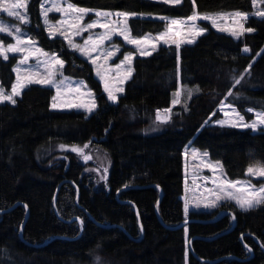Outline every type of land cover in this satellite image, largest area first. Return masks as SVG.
Listing matches in <instances>:
<instances>
[{"label": "trees", "instance_id": "trees-1", "mask_svg": "<svg viewBox=\"0 0 264 264\" xmlns=\"http://www.w3.org/2000/svg\"><path fill=\"white\" fill-rule=\"evenodd\" d=\"M67 1L158 16L130 18L136 37L163 31L168 21L162 17L253 12L252 0ZM39 7L40 0H30L27 29L62 57L66 75L87 80L99 106L90 115L53 110V89L39 85L27 87L15 105L0 103V264H92L96 257L101 264H264V205L247 211L229 205L237 224L225 234L230 217L207 222L218 213L192 211L186 226L189 239L196 237L195 254L186 226L177 227L185 220L182 154L190 141L220 161L232 180L245 179L251 164H264V130L206 125L220 116L224 99L247 120L254 115L247 109L264 112V17L249 16L246 28L253 31L239 39L208 26L194 44L161 46L136 57L124 93L110 104L92 66L63 39L48 37ZM15 63L14 56H0L6 89L15 79ZM168 108L170 120L159 124L157 112ZM85 143L102 146L112 160L99 189L74 154H68V166L43 157L48 146Z\"/></svg>", "mask_w": 264, "mask_h": 264}, {"label": "snow or ice", "instance_id": "snow-or-ice-1", "mask_svg": "<svg viewBox=\"0 0 264 264\" xmlns=\"http://www.w3.org/2000/svg\"><path fill=\"white\" fill-rule=\"evenodd\" d=\"M165 4H178L180 0H162ZM27 0H0V9L8 14L10 17H14L17 20L27 24L28 20L26 15L20 13V9H26ZM55 11L57 13L64 14V19L58 22V25L62 26L64 30H61V27L52 24L48 21V12ZM92 9L78 7L76 4L67 2L66 6L61 5L60 3L54 2L52 7L43 11L45 17V24L50 36H54L56 32L59 31L60 35L63 36L64 40L67 41L71 49L79 51L84 56L88 57L93 65H96V73L100 79L104 82V91L107 93L109 101H117V93L123 92V84L125 81L129 80L133 75V59L134 53L128 52L123 55V59L119 63L114 65V71L116 73L115 84L110 85L108 73L113 71L112 68L106 67L107 61L115 55V51L119 50V46L113 45V49L109 50L105 47L106 41H112L114 35H119L123 40L129 44L135 46V49L139 52L141 57L150 56L152 51H155L158 42L162 41L163 44H169V36L173 32V29H182L187 27L188 34L193 37L202 35L206 30L199 28L195 23L201 17L198 14L193 13L187 17V20L171 19L168 23L167 30L160 33L157 37L150 39L147 36L133 38L130 34L129 29V18H136L135 13L129 12H116L115 16L117 19H110L113 16V13L107 11H95V16L97 18L104 17L105 22H101L99 19L93 20L88 23H83L85 17L92 12ZM225 14L221 13L219 17L205 15L202 17L204 20H211L214 27H217L220 31H228L233 37H239L243 34L244 31L251 32L252 29H244L243 24L240 23L241 20L247 18V13L236 11L231 15L236 19L238 24L237 28H220L217 24V19L223 17ZM259 16H264V11L258 13ZM122 18V19H121ZM167 19V18H161ZM191 21L193 23L188 24ZM104 29L103 32L92 34L91 30L95 28ZM88 32L89 35L84 39L83 44L76 43L74 37H81L83 33ZM0 33H7L9 36H14L15 43H8L6 46L3 41H0V56H3L5 60L8 59L9 53H24L23 58L19 61V65H27L30 57H39L44 56L45 59L40 61L37 67L43 66L46 70V75H41L37 71H33L31 66L21 69L19 66L14 68V71L17 73L16 82L12 85L11 94H5L2 89H0V102L9 101L11 104L15 105L17 103L15 97L21 94V90L26 88L31 84H38L41 86H51L55 88L56 95L52 97V109L59 110H72V109H84L87 112L91 113L97 108L95 99L90 101L83 100H64L62 96L67 93H75L78 96L84 95L81 93V84L76 83V87H71L67 83V78L61 77L57 79V71L63 68L64 60L60 59L57 55L52 54L49 56L48 53H44L42 49L37 47H28L26 45H34L35 42L30 38H26V34H21L19 27L5 26L2 21H0ZM188 43H192L193 40H188ZM171 43L176 44L179 47L181 40L173 39ZM151 49L152 51H149ZM247 51V49H245ZM92 53H97L95 57L92 56ZM103 58L104 64H99L98 61ZM22 72L24 73L22 75ZM240 80H236V84H239ZM198 91V89H197ZM189 96L192 95L189 91ZM87 95L91 96L89 92ZM181 93L177 91L175 93L176 99L172 103L179 104ZM237 99L239 96L236 97ZM170 110H165V116L161 118L159 112H157V121L161 123L167 122L170 119V116L167 114ZM235 111V110H234ZM248 112H251L252 109H247ZM227 116L228 114L225 113ZM235 119L228 120H218L217 123L220 125L229 124L232 127L237 128H251L253 131H256L259 126L264 125V112L256 113V118L251 123H245L244 117L241 116L238 112L235 113ZM61 148L66 147L61 145ZM89 145L85 144L83 148L73 146L71 151L83 155L85 161L90 160L91 156L84 155V149L88 148ZM187 155V154H186ZM193 157H196L198 153L195 151L192 153ZM207 152L203 153L204 157H207ZM203 167H206L212 170L215 173L217 167H220L217 162L216 165H213L211 162L205 163L204 160H201ZM106 171V170H105ZM247 172L253 176L264 177V167H249ZM101 179H104L101 176ZM205 180L212 179V183L215 185V188L209 189L212 198L209 203L205 204V207H217L218 203L224 199L235 200L237 205L244 210L250 209L254 206L264 204V185H261L257 188L255 185H250L245 187H237L238 184H247L244 181H228V180H219L218 178H209L204 177ZM199 206V205H197ZM184 211L187 213L189 211L188 205L185 204ZM96 260L99 262L100 257H96Z\"/></svg>", "mask_w": 264, "mask_h": 264}, {"label": "rangeland", "instance_id": "rangeland-1", "mask_svg": "<svg viewBox=\"0 0 264 264\" xmlns=\"http://www.w3.org/2000/svg\"><path fill=\"white\" fill-rule=\"evenodd\" d=\"M155 1H161L162 0H155ZM29 2L30 0H27V6L26 9H20V13L22 15H26L28 23L25 24L19 20H17L14 17H10L8 16V14L6 12H4L2 9H0V21H2L4 23L5 26H17L20 28L21 30V34H26V38H30L32 41L35 42L34 45H26L28 47H37L43 50L44 53H48L49 56H51L52 54L57 55L60 59H62V57L57 53V52H53V51H48L46 49H44V47L42 46V44L40 43V39L39 36L35 33H32L29 31V29H27L26 26L30 25V21H31V17H30V13H29ZM54 2L60 3L63 6H66V3L69 2L67 0H40V7H39V17L40 20L42 22V25L45 29V32L47 33L49 38H61L64 40L63 36L60 35L59 31L56 32V34L54 36H50L48 29H47V25L45 24V17L43 15V11L46 9H49L52 7V4ZM182 0H180L179 3H181ZM253 2V12L251 13H247V18L244 20H241L240 23L243 24L244 29H248L246 28V21L249 18V16H257V17H264V16H259L258 13L261 11H264V0H252ZM178 3V4H179ZM80 7V6H78ZM86 8V7H84ZM95 11H104V10H93L92 12H90L84 19L83 23H88L91 22L93 20L99 19L101 22H105V18L104 17H100L97 18L95 16ZM107 12H111L113 13V16L110 19H117V17L115 16L116 12H122V11H118V10H114V11H107ZM236 11H224V12H217V13H210V12H206V13H199L197 11H195L196 14H198L199 17H201L200 19H198L197 21H195V23L199 26V28L205 29L206 31L203 33L205 34L207 32V27L210 26L218 31H220L217 27H214L212 24L211 20H204L202 19L203 16L205 15H209V16H214V17H219V15L221 13L225 14L223 17L217 19V24L219 25L220 28H237L238 24L236 23V19L231 15L232 13H234ZM129 13H134V12H129ZM153 17V18H158V16H154V15H145V14H141V13H135V17ZM64 14L62 13H57L55 11H51L48 12V21L51 22L54 25H57L58 27H61V30H64V28L60 25H58V22L61 21L62 19H64ZM131 18V17H130ZM129 18V19H130ZM122 19V18H121ZM171 19H179V20H187V17L185 18H181V17H176V18H167L166 20L168 21V23L170 22ZM167 23V26H168ZM193 22L189 21L188 24H191ZM129 24V21H128ZM167 26L165 27V29L157 34H145L144 36L149 37L150 39H153L155 37H157L160 33L164 32L167 30ZM130 29V28H129ZM104 29H101L99 27L91 30L92 34H97V33H101L103 32ZM226 34L231 35L230 32L228 31H220ZM248 33V31H244L242 35H240L239 37H234L235 39H239L240 37H242L244 34ZM131 34V31H130ZM202 34V35H203ZM89 35L88 32H85L82 34L81 37H74V41L76 43H80L83 44L84 39L87 38V36ZM131 36L133 38H137L136 36H133L131 34ZM142 36V37H144ZM201 36V35H200ZM197 36L193 39V37L191 35L188 34V29L187 27H184L182 29H173V32L170 34L169 36V44H163L162 41L158 42V46L156 48L155 51H157L161 46H176L177 49H180L183 45H187V44H194L198 37ZM232 36V35H231ZM173 39H177V40H181V43L179 45V47H177L176 44L171 43V40ZM188 40H193L192 43H188ZM0 41H3L4 45L6 46L8 43H15V39L14 36H9L7 33H0ZM68 49H70L71 51L75 52L76 54H78L80 57H82L83 59H85L93 68V72H94V76L96 77V79L100 82L101 86H102V91L104 93V95L106 96L107 100V93L104 91V82L100 79V77L97 75L96 73V65H93L91 60L84 56L83 54H81L79 51L71 49L67 43L66 40H64ZM113 45L119 46V50L115 51V55L113 57H111L106 64V67L112 68L113 71L109 72V83L110 85L115 84V77H116V73L114 71V65L116 63H119L120 60L123 59V55L128 53V52H133L134 53V59H133V63L136 57H141L139 55V52L135 49V46L133 45H129L127 44L122 37H120L119 35H114L112 41H106L105 45L103 47L109 49V50H115L113 49ZM245 49H247V51H245ZM244 49V52L247 53L249 52V48L246 47ZM149 51H152L151 49H149ZM152 51V54L155 52ZM24 53H9L8 54V59L11 57H16V63L13 66V72L15 75V79L12 83V85L16 82V77H17V73L14 71V68H16L17 66H19L21 69L27 68L28 66H31L33 71H37L39 72L41 75H46V70L43 68L42 64L41 66L37 67L38 63L40 61H43L45 59L44 56H39L37 57H30L28 64L27 65H19V61L23 58ZM97 55V53H92V56L95 57ZM260 55V53L258 54ZM257 55V56H258ZM3 57V56H1ZM7 59V60H8ZM63 60V59H62ZM65 62V61H64ZM99 64H104L103 58H101V60L98 61ZM133 63H132V67H133ZM65 66V63H64ZM64 66L62 69H60L59 71H57V79L59 78H67V83L71 85V87L75 88L76 87V83L79 82L81 84V93H83L84 95H77L75 93H67L65 92V94L62 96V99L64 100H83L85 102L90 101L91 99H95L96 104H97V108L95 110H93V112H95L98 109L99 106V101L97 99V95L94 92V90L90 87V85L88 84L87 80L85 78L82 77H73L70 75H66L64 72ZM134 69V68H133ZM61 73H62V77H61ZM134 73V71H133ZM24 73L22 72V75ZM128 81V80H127ZM127 81L124 82L123 84V88L125 90V85L127 83ZM12 85L10 89H6L4 88L2 85H0V89H2L4 91L5 94H11V89H12ZM31 85H38V84H31ZM28 85L27 87L31 86ZM41 86V85H39ZM26 87V88H27ZM45 87H50L53 89V96L56 95V91L54 87L51 86H45ZM24 88L23 90H21V94L22 92L26 89ZM181 93V89L179 88L178 90ZM91 93L92 95L89 96L87 95L88 93ZM124 93L123 92H118L117 93V101L119 99V97ZM16 96L15 99L17 100L20 96ZM175 96V94H174ZM176 99V96L174 97ZM116 102H112L109 101L108 102L110 104H115ZM0 103H10L9 101H3ZM11 104V103H10ZM52 104V101H51ZM219 111H220V116L218 118H211L206 122V125H219V126H230L229 124H225V125H220L217 123L218 120H228V119H235L236 115L235 113L238 112L241 116H243L238 109L235 107V105H233L232 103H230L229 101H227V99H224L220 102L219 106ZM252 109L251 112H253V118L251 120H247L244 116V122L245 123H251L255 118H256V113L258 112H262L261 110L258 109H254V108H250ZM53 110H58V111H83L86 112L88 115H90L91 113L87 112L84 109H72V110H59V109H53ZM170 110V109H167ZM235 110V111H234ZM171 111V110H170ZM170 111L167 113L170 116ZM161 118L163 119V117L165 116V110L158 111ZM225 113H227L228 115L226 116ZM157 114L155 116V120L156 119ZM170 120V119H169ZM168 120V121H169ZM167 121V122H168ZM159 124H165L167 122L161 123L160 121ZM232 127V126H230ZM161 128V126H160ZM237 128V127H236ZM157 126L149 129V132H155L157 131ZM239 129H245V128H239ZM247 129H251V128H247ZM252 130V129H251ZM260 130H264V125H261L258 127V129L254 132L260 131ZM253 131V130H252ZM85 144H88L89 147L84 149V155H89L91 156L90 160L85 161L83 159V155H80L78 153H74L71 151V148L73 146L76 147H80L83 148V146ZM82 145H68V144H56V145H52V146H48L43 150V157L44 158H48V157H52L50 163H57L59 161H65L66 162V166L69 165V157L68 154H74L76 156V158L79 160V162H81V164H83L85 166V174L91 176L92 180L94 181L95 187L97 189L101 188V186L103 184H105L108 180V176L112 167V160L110 155L106 152L105 149L102 148V146L98 145V144H92V143H85ZM61 145H65L66 147L61 148ZM198 153V155L196 157H193L192 153L193 152ZM207 152V157L203 156V153ZM187 154V155H186ZM183 198H184V204H183V208H185V204L188 205V209L189 211L186 213L184 211V218L185 220H189V216L190 213L192 211H203V212H215V213H221L224 209H229L228 206H234V208H237L239 210L242 211H247V210H252L254 208L263 206L264 204L261 205H257L254 206L250 209L244 210L241 209L235 200H230V199H224L221 200L217 207H205V204L209 203L212 196L210 194V192L208 191L209 189H213L215 188V185L212 183V179H208L205 180L204 177H209V178H218L219 180H228V181H244L247 182V184H238L237 187H245L248 186V184L250 185H255L257 188H259L261 185H264V177H257V176H253L251 174H249L248 172H246V178L245 179H235L232 180L230 179L225 171V168L223 166V164L220 161H215L212 160L210 158V155L208 153V151L206 150H201L198 149L197 147H195L192 143V141H190L183 149ZM201 160H204L205 163L207 162H211L213 165H216L217 162L219 163L220 167H217L215 173L212 172V170L203 167V164L201 163ZM249 167H264V164L262 163H253L251 164ZM248 167V168H249ZM106 170V171H105ZM101 176L104 177V179H101ZM199 205V206H197ZM231 219V218H230ZM232 220V219H231ZM232 222V221H231ZM185 235H186V243L188 244L189 242V234H188V227L186 226L185 228ZM92 264H101V262L94 260V263Z\"/></svg>", "mask_w": 264, "mask_h": 264}, {"label": "water", "instance_id": "water-1", "mask_svg": "<svg viewBox=\"0 0 264 264\" xmlns=\"http://www.w3.org/2000/svg\"><path fill=\"white\" fill-rule=\"evenodd\" d=\"M161 194H162V192H161ZM156 211H158V204H157V206H156ZM1 213H2V212H1ZM226 216L230 217V218L232 219V222H231L230 227H229L227 230H225V231H223L222 233H220V234H225V233H228V232L232 231V230L235 228L236 224H237V217H236V214H235L234 211H232L231 209H224L221 213L218 214V216H216L214 219L208 220L207 222H216V221H218V220H220V219H222V218H224V217H226ZM190 222H191L190 219H189V220H184V221H183L180 225H178L177 227H182V228H184V227H185L187 224H189ZM141 229H142V227H141ZM21 235H22V230H21ZM194 238L196 239V237H194ZM194 238L189 239V242H188L189 250H190V252H192L193 254H195L194 249H193V247H192V240H193ZM258 243L262 246V244L260 243L259 240H258ZM262 248H263V246H262ZM249 250H250L251 253L253 252L252 249L249 248Z\"/></svg>", "mask_w": 264, "mask_h": 264}, {"label": "built area", "instance_id": "built-area-1", "mask_svg": "<svg viewBox=\"0 0 264 264\" xmlns=\"http://www.w3.org/2000/svg\"><path fill=\"white\" fill-rule=\"evenodd\" d=\"M161 111H164V110H161ZM170 114V113H169Z\"/></svg>", "mask_w": 264, "mask_h": 264}]
</instances>
